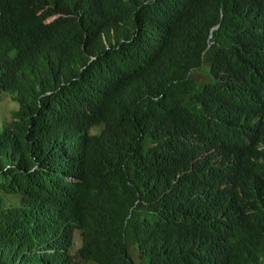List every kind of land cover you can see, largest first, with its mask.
Here are the masks:
<instances>
[{
    "label": "trees",
    "instance_id": "1",
    "mask_svg": "<svg viewBox=\"0 0 264 264\" xmlns=\"http://www.w3.org/2000/svg\"><path fill=\"white\" fill-rule=\"evenodd\" d=\"M263 39L264 0H0V264H264Z\"/></svg>",
    "mask_w": 264,
    "mask_h": 264
},
{
    "label": "rangeland",
    "instance_id": "2",
    "mask_svg": "<svg viewBox=\"0 0 264 264\" xmlns=\"http://www.w3.org/2000/svg\"><path fill=\"white\" fill-rule=\"evenodd\" d=\"M201 73H194V76L200 78ZM16 108V105L11 101L9 97H3L0 99V130L4 127V123H8L11 120V113ZM80 245L79 233L76 232L74 235V248L72 253H76V249Z\"/></svg>",
    "mask_w": 264,
    "mask_h": 264
},
{
    "label": "clouds",
    "instance_id": "3",
    "mask_svg": "<svg viewBox=\"0 0 264 264\" xmlns=\"http://www.w3.org/2000/svg\"><path fill=\"white\" fill-rule=\"evenodd\" d=\"M263 45H264V39H263V44H262V47H263Z\"/></svg>",
    "mask_w": 264,
    "mask_h": 264
}]
</instances>
